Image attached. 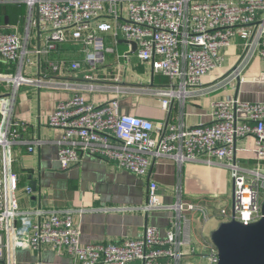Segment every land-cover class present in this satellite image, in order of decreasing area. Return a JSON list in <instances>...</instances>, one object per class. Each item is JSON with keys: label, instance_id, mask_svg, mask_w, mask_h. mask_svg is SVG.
<instances>
[{"label": "built area", "instance_id": "built-area-1", "mask_svg": "<svg viewBox=\"0 0 264 264\" xmlns=\"http://www.w3.org/2000/svg\"><path fill=\"white\" fill-rule=\"evenodd\" d=\"M16 1L26 7V15L17 20L16 30L0 31V264H17L22 250L39 257L43 247L71 264H217L218 252L209 238L195 235L193 224L214 217L230 221L229 211L220 205L214 216L204 203L180 193L174 203H163L158 183L148 178L150 164L163 156L178 167L220 164L234 186V220L253 224L262 217L264 202V104L227 98L215 102L209 123L188 126L122 115L119 99L152 96L167 110L174 101L239 81L254 57L264 60V0ZM233 38L242 47L237 63L225 77L204 86L203 78L220 67V50ZM121 42L128 45L124 52ZM141 79L145 83H137ZM21 91L70 95L47 118L49 128L62 132L56 140L59 167L66 171L95 157L146 178L147 202L141 210L172 212L163 235L147 226L138 239L83 246L73 220L83 210L18 204L15 152L26 146L33 153L42 143L16 118ZM88 95L105 100L88 101ZM251 137L256 164L247 168L236 159L235 144ZM22 192L33 196L31 186ZM31 264H42L40 257Z\"/></svg>", "mask_w": 264, "mask_h": 264}, {"label": "crops", "instance_id": "crops-1", "mask_svg": "<svg viewBox=\"0 0 264 264\" xmlns=\"http://www.w3.org/2000/svg\"><path fill=\"white\" fill-rule=\"evenodd\" d=\"M13 1L16 0H0V6L22 4ZM25 15L26 7L20 17ZM17 19L11 24L1 16L0 31L16 30ZM19 27L21 35L23 27L21 25ZM127 49L128 45L125 42L119 43L120 52ZM241 52L240 41L236 38L231 39L230 46L220 50V55L223 57L220 67L204 77L202 84L208 86L225 77L237 63ZM146 71L145 77H148L149 73ZM145 81L141 79L137 83H145ZM69 97L68 94L56 91H41L36 94L21 91L18 94L15 107L17 120L28 124L35 139L39 138L42 141L41 144L33 147V153L27 152L26 146L19 147L15 152L13 168L21 189L17 194L18 204L24 208L40 206L51 209L83 210L79 215L73 214L74 222L80 227L79 238L83 246L111 243L122 239H138L147 226L156 227L163 235L172 212L164 210L145 214L141 210L147 202L149 184L146 178H136L112 165H106L95 157H86L78 165L66 171L59 167L56 140L61 137L62 132L49 128L47 118L57 102ZM227 98L249 104H264V60L254 57L239 81L215 90L212 94L198 93L188 96L183 103L174 101L167 110H163L158 100L152 96L127 94L119 99L118 112L153 122L167 120L195 126L209 123L215 102ZM86 99L96 103L105 100L101 96L93 95H88ZM235 145L236 159L241 165L247 168L255 166L256 144L253 138L242 139ZM150 165L148 178L158 183L160 199L163 203H174L176 194L180 193L186 200L204 203L214 216L220 205L231 215L233 183L229 179L227 170L220 164L216 163L215 166L208 167L200 163H184L178 167L172 159L163 156L152 160ZM32 182L36 183L37 192L33 193L32 197H26L22 188L31 186ZM213 201L214 205L211 203ZM214 218L207 222H194L193 230L199 239L209 238L210 232L215 230L219 223L227 221V219L214 220ZM16 257L17 264H31L38 261L39 257L42 264H71L67 257L56 254L47 247L41 249L39 257L26 250L18 252Z\"/></svg>", "mask_w": 264, "mask_h": 264}, {"label": "water", "instance_id": "water-1", "mask_svg": "<svg viewBox=\"0 0 264 264\" xmlns=\"http://www.w3.org/2000/svg\"><path fill=\"white\" fill-rule=\"evenodd\" d=\"M130 45L132 52H135L136 45ZM35 184L30 183L33 193L37 192ZM233 192L232 185L231 195ZM260 212L262 217L258 221L243 225L234 220L231 209V220L219 223L218 227L210 232L209 239L218 252L217 264H264V202Z\"/></svg>", "mask_w": 264, "mask_h": 264}, {"label": "trees", "instance_id": "trees-1", "mask_svg": "<svg viewBox=\"0 0 264 264\" xmlns=\"http://www.w3.org/2000/svg\"><path fill=\"white\" fill-rule=\"evenodd\" d=\"M24 11L25 7L22 4L0 6V17L4 16L5 19L12 24L16 22L18 17L24 14ZM0 69H2L1 66Z\"/></svg>", "mask_w": 264, "mask_h": 264}, {"label": "rangeland", "instance_id": "rangeland-1", "mask_svg": "<svg viewBox=\"0 0 264 264\" xmlns=\"http://www.w3.org/2000/svg\"><path fill=\"white\" fill-rule=\"evenodd\" d=\"M142 72V71H141ZM147 73H149V70H147L146 71ZM163 81H165L164 79H162ZM230 194V193H229ZM229 197H230V195H229ZM212 205H214V204H212ZM218 218H220V217H218ZM218 218H214V220H217ZM198 261V260H197ZM196 263V262H195ZM204 264V262L201 260V261H199V262H197L196 264Z\"/></svg>", "mask_w": 264, "mask_h": 264}, {"label": "bare ground", "instance_id": "bare-ground-1", "mask_svg": "<svg viewBox=\"0 0 264 264\" xmlns=\"http://www.w3.org/2000/svg\"><path fill=\"white\" fill-rule=\"evenodd\" d=\"M193 199V198H192Z\"/></svg>", "mask_w": 264, "mask_h": 264}]
</instances>
